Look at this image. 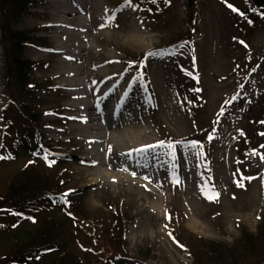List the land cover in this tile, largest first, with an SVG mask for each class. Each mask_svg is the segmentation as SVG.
Returning <instances> with one entry per match:
<instances>
[{"label":"rangeland","instance_id":"obj_1","mask_svg":"<svg viewBox=\"0 0 264 264\" xmlns=\"http://www.w3.org/2000/svg\"><path fill=\"white\" fill-rule=\"evenodd\" d=\"M124 1L102 0L107 14L99 24L112 13L115 19L86 33L89 49L81 54L87 60L71 63L80 74L77 80L87 84L85 107L103 113L119 104L125 93L118 124L113 122L105 135L108 140L98 146L82 137L77 120L80 107L74 108L80 100L72 99L56 76L66 60L57 50L81 44L72 31L47 27L53 19L62 20L52 0H41L16 25L17 30L41 39L39 46L29 47L24 54L40 64L30 73L35 89L30 101L42 116L40 133L45 143L70 140L56 144L61 148L55 150L61 153L68 148L70 156H37V133L16 108L0 160V194L28 162H34L52 173L67 171L62 191H71L67 198L71 203L68 206L62 198L51 201L47 213L36 215V223L13 214L0 215V260L25 241L22 231H31L55 211L71 213L77 245L86 260L94 259L95 246L78 223L87 222L88 213L108 211L110 201L124 210L131 208L132 221L124 238L131 257L138 258L141 252L149 255L146 264H195L181 239L173 236L181 221L186 238L227 248L243 237V229L249 235L258 234L264 219V8L251 9L248 0H197L192 47L166 48L172 46L171 39L186 32L189 1L129 0L122 7ZM135 29L144 36L142 45L130 39ZM129 53L146 56L143 71ZM102 58L112 59L103 73L111 69L119 82L106 97L102 89L109 82L97 81L91 73L92 64ZM4 71L0 48V133L9 105L4 97ZM213 124L206 160L198 143L184 140ZM103 126L101 122L99 127ZM86 127L96 128L93 123ZM165 132L176 139L174 149L165 144L143 153L133 150V143L142 148L159 145ZM158 150L159 164L153 165L150 154ZM94 153L104 166L85 161ZM211 187L217 188L218 196L209 192ZM110 264L138 263L117 259Z\"/></svg>","mask_w":264,"mask_h":264},{"label":"trees","instance_id":"obj_2","mask_svg":"<svg viewBox=\"0 0 264 264\" xmlns=\"http://www.w3.org/2000/svg\"><path fill=\"white\" fill-rule=\"evenodd\" d=\"M151 1H163L166 4L168 2V0ZM188 1L186 32L182 31L178 37L171 39L172 46L193 45V37L197 28L195 11L197 0ZM248 1V7L251 9L259 11L264 8V0ZM39 2L41 0H0L1 46L5 62L4 87L10 101L4 113L5 125L0 135V154L5 147L6 137L10 133L8 132V128L12 124L10 115L16 108L29 119L31 128L37 133L39 144L42 139L40 134V118L42 116L37 114L40 108L34 109V105L30 101L34 98L35 91L30 73L37 67V64L24 57L26 50L32 46H39L38 42H41V39L34 37L31 32L16 29L18 22L30 14L29 10L37 8ZM128 55L141 62L144 60L143 55L131 53ZM214 129L215 125L213 124L204 131L197 132L194 136L185 139L188 142L200 144L206 160L209 158L207 144L212 138ZM163 142L172 145L173 149L176 139L169 132H165ZM43 146L41 145V147ZM56 147L51 146L52 149H56ZM43 149L48 155L53 153L50 146ZM66 174L65 169L58 173H52L39 169L34 164L26 165L23 171L10 182L7 189L0 194V215L13 214L18 217L30 218L36 223V215L44 211L47 213L52 207L51 201L63 197L69 206L71 203L67 200L69 196L62 195ZM106 208L108 211L88 213L89 220L78 223L79 229L86 233L95 246L96 257L94 259L86 260V255L78 247L74 228L70 221L71 213L55 211L53 215L45 216L43 221H40L39 225L36 224L37 226L31 231H22L25 233V241L18 244L13 252L3 255L0 264H110L118 258L131 257L124 238L126 226L131 221V208L124 210L115 201H110ZM258 230V234L253 236L243 229V237L232 248H227L222 243L206 241L197 237L186 238L182 221L178 224V229L173 233V236L176 239H181L195 264H264L263 218ZM188 238L192 243L188 241ZM148 256L143 252L138 255L142 263H146Z\"/></svg>","mask_w":264,"mask_h":264},{"label":"bare ground","instance_id":"obj_3","mask_svg":"<svg viewBox=\"0 0 264 264\" xmlns=\"http://www.w3.org/2000/svg\"><path fill=\"white\" fill-rule=\"evenodd\" d=\"M52 2L55 6V12L61 15L62 20L53 19L52 22L47 24V27L53 29H57V27H63L69 31H72L75 39L80 42L81 46H83V49H81V46L77 47V43L74 42L69 48L57 50L59 57H63L66 60L61 62V68H57L56 76L63 82L61 86L70 91L72 95L71 98L80 100V104L77 103L78 105H76L74 108L76 109L77 106L80 107V116L77 117V120L80 122L79 130L83 135L82 137L84 139L89 137V141L87 139L86 140L91 145L93 144L94 146H98V142L108 140V138H106L107 136H105L106 133H108L109 129L112 128L113 122L117 123L116 117H119L120 113L122 112L121 101L124 98L125 93L122 92L119 104L113 105L114 107L109 109L108 113H98V110H95L93 107H85L86 99L89 96L87 93H85L87 84L85 81L77 80L79 79L78 77L80 74L75 68L71 66V63L83 64L86 62V56L81 54L82 51L89 49L88 44H85V41H88L86 39V33L90 34L93 31H97L98 29L104 27L105 23L101 21L99 24L98 21L100 18L101 20L105 18L107 10L102 5V0H52ZM133 32L134 34L130 35V39H137L142 45L144 43V36L138 29L133 30ZM111 61V58H102L100 62L93 63L91 66L92 76L97 81L99 80L102 82H109V85L102 89V92L104 93L102 95L103 97H106L114 92L119 84V82H115L114 79H116V74L111 73V69L107 75L103 73V67L109 65ZM113 112L115 114L112 120L110 118V114H113ZM101 122L104 124L103 127H99ZM89 123H93L96 128H93L92 130V127L91 129L86 127ZM87 133H89L88 136ZM84 134L86 135L84 136ZM133 144H136L132 146L133 150L139 152L137 150L141 149L142 147L137 143ZM92 157L93 158L89 159V162L96 163L101 167L104 166L96 153H94Z\"/></svg>","mask_w":264,"mask_h":264},{"label":"snow or ice","instance_id":"obj_4","mask_svg":"<svg viewBox=\"0 0 264 264\" xmlns=\"http://www.w3.org/2000/svg\"><path fill=\"white\" fill-rule=\"evenodd\" d=\"M243 43V42H242ZM169 148L172 147V145H167ZM154 147H165V143L164 142H161L159 145H149V146H146L145 148H141V149H138L137 151H139L140 153H143V152H146L148 151L150 148H154ZM264 147V146H262ZM0 158H3V157H0ZM262 159H264V157H262ZM145 179H147V177H145ZM238 186H243L242 184L238 185ZM218 198V197H217ZM170 219V218H169Z\"/></svg>","mask_w":264,"mask_h":264}]
</instances>
